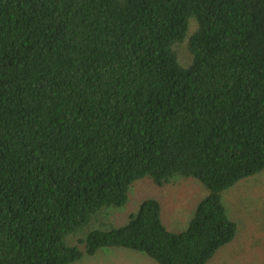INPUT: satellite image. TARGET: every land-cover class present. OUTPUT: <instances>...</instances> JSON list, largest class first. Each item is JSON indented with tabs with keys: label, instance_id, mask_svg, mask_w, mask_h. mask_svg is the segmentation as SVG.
Returning <instances> with one entry per match:
<instances>
[{
	"label": "trees",
	"instance_id": "16d2710c",
	"mask_svg": "<svg viewBox=\"0 0 264 264\" xmlns=\"http://www.w3.org/2000/svg\"><path fill=\"white\" fill-rule=\"evenodd\" d=\"M263 170L264 0H0V264H207L237 234L223 194ZM144 178L202 184L187 229L152 198L96 227Z\"/></svg>",
	"mask_w": 264,
	"mask_h": 264
},
{
	"label": "rangeland",
	"instance_id": "374dc122",
	"mask_svg": "<svg viewBox=\"0 0 264 264\" xmlns=\"http://www.w3.org/2000/svg\"><path fill=\"white\" fill-rule=\"evenodd\" d=\"M194 25L191 26V30ZM180 63L187 65L190 56L185 44L176 49ZM207 195L200 182L176 179L163 187L149 178L136 181L130 188L126 206L109 209L99 229L121 227L136 214L146 198L156 199L162 207V221L173 233L187 229L197 204ZM228 217L237 225L235 239L218 252L207 264H264V170L223 194ZM75 264H158L148 256L122 248H103L93 256H84Z\"/></svg>",
	"mask_w": 264,
	"mask_h": 264
}]
</instances>
